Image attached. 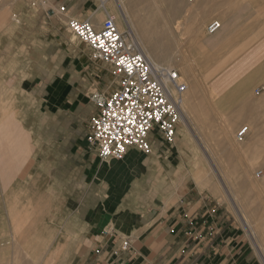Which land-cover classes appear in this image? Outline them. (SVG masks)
<instances>
[{
  "label": "crops",
  "instance_id": "crops-1",
  "mask_svg": "<svg viewBox=\"0 0 264 264\" xmlns=\"http://www.w3.org/2000/svg\"><path fill=\"white\" fill-rule=\"evenodd\" d=\"M31 1L0 0V238L12 241L14 232L27 231L34 222L47 232V245L65 246L71 264H258L217 194L181 186L191 181L185 178L190 167L179 157L182 147L150 137V153L131 146L121 159L96 155L87 142V122L95 112L92 94L107 93L99 89L107 74L99 61L88 58L82 70L62 58L61 31L50 20L56 0H46L54 7L47 11V24L43 10L32 9ZM176 2L183 6L185 0ZM64 3L66 15L88 18L96 28L111 16L97 0ZM230 22L206 43L236 45L232 39L242 34L233 36ZM262 54L250 56L256 60ZM233 64L229 77L212 83L228 85V92L216 97L219 113L225 101L231 106L235 97H244L243 88L264 71L262 60L235 80L232 71L243 66ZM246 111L248 120L254 117L252 108L232 112L231 106L232 129L246 120ZM235 158L232 149V168ZM29 176L38 183L36 194L18 189ZM235 176L232 171L227 181H240ZM120 237L129 239L130 249L114 254Z\"/></svg>",
  "mask_w": 264,
  "mask_h": 264
},
{
  "label": "rangeland",
  "instance_id": "rangeland-1",
  "mask_svg": "<svg viewBox=\"0 0 264 264\" xmlns=\"http://www.w3.org/2000/svg\"><path fill=\"white\" fill-rule=\"evenodd\" d=\"M56 2L55 10H52L53 17L50 20L57 24L61 31L59 45L61 57L77 62L80 69L83 70V66L88 62V52L86 47L67 29V20L72 17L66 15V11H60L62 6L67 8V4L64 3V0H56ZM121 2L123 3V12L120 9ZM30 4V6L35 4L32 8L34 10H43L47 24V18L51 16L47 11L52 6L48 5L46 0H32ZM97 4H100L99 1ZM104 6L109 15L115 16L120 31L129 29L135 39L136 32L145 35V37H151L152 41L153 38L162 40V42L167 41L168 49L172 50L171 52L174 54L171 68L175 65H186L190 68L188 69L190 71L184 73L175 68L183 80L190 82L193 92L187 105L191 128L187 131L182 121L179 122L175 142L171 145L184 149L179 152V157L185 167H190L185 178L191 181L183 183L181 186L202 191L204 194H217L216 200L226 208V211L238 224L241 237L250 245L251 252L258 260V264H264V210H262V205H264V139L261 140L257 137L260 132L264 131V71L251 72H256L255 78L250 86L243 88L246 95L244 97L237 96L233 100L235 102L231 104L232 112L246 106L254 111V117L249 120L250 112L246 111V120L240 122L233 129L229 126L230 113L229 115L227 113L231 109L229 103L225 101L220 105L223 109L222 113H219L221 109L215 104L216 97H218L216 90H220L221 83L217 82L214 87L212 86L215 80L229 77L231 73L229 66L232 63H234L232 65L234 67L243 66L241 69L235 70L236 72L232 71L236 80L250 73L249 67H255L257 62L264 61V0H189V2L185 0L183 6L176 0L168 1V3L167 0H104ZM182 8L183 11L180 10ZM190 9L193 10L191 14L188 13ZM221 14L222 17H220ZM127 18L131 25L127 22ZM103 20L104 17H101L98 22ZM212 20H218L222 26L225 21H231L232 35L242 34L241 38L232 39V42L238 45L220 47L216 42L215 45H209L206 43L207 40L204 42L201 40L202 47H200L193 38L195 35L200 38L208 36L205 28ZM241 42L242 44L239 45ZM261 42L263 45L257 46ZM45 46L47 47L48 43ZM258 50L263 54L253 60L250 54L258 52ZM41 57L38 56V58ZM44 59H47V54L44 55ZM32 61V56H30V68ZM98 63L103 67V76L107 74L104 86L99 89L108 93L115 87V78L107 65ZM253 63L255 64L252 65ZM163 66L168 65L163 64ZM245 67L246 69H243ZM36 73L30 69L31 77L36 76ZM221 81L224 82V80ZM99 85L97 84V86ZM226 87L228 88V85H225ZM95 90L93 88L91 92L93 93ZM196 96L199 97L194 99ZM244 126H249L245 140L236 141V133ZM253 133L256 134L254 137L251 136ZM201 134L204 142L196 140L195 135L202 138ZM156 139L158 140L157 137ZM159 141L163 142L161 138ZM232 149L236 156V167L234 168H232ZM260 170L262 173L256 176V172ZM232 171H236L238 176L235 178L240 181H227L232 178ZM197 178L200 179V183ZM249 182H251L250 185ZM21 183L18 189L29 192V194H36L39 189L34 176L27 177ZM228 196L229 200H227ZM31 218L35 219L36 215H30ZM28 227L27 231L14 232L12 241L0 238V264H21L22 261V264H39L41 260L47 258L53 259L54 264H71L66 260L65 246L47 245L48 239H43V235L47 234L46 231H43L42 228L37 229L38 225L34 222H30ZM47 246L48 249H46Z\"/></svg>",
  "mask_w": 264,
  "mask_h": 264
},
{
  "label": "built area",
  "instance_id": "built-area-1",
  "mask_svg": "<svg viewBox=\"0 0 264 264\" xmlns=\"http://www.w3.org/2000/svg\"><path fill=\"white\" fill-rule=\"evenodd\" d=\"M97 1L102 4L103 0ZM60 11L65 12V7ZM66 24L86 47L88 58L107 65L115 78L111 91L91 96L95 112L87 122V142L96 155L100 159H121L131 146L150 153V134L167 145L174 144L182 118L181 96L187 90L179 73L173 68L155 67L139 48L133 33L129 29L120 31L113 16H107L99 28L88 18L72 17ZM220 26L218 20H212L206 25V32H216ZM247 131L246 126L240 128L236 140L242 141ZM261 173L257 171L256 176ZM129 249V239L120 237L119 246L112 253Z\"/></svg>",
  "mask_w": 264,
  "mask_h": 264
},
{
  "label": "bare ground",
  "instance_id": "bare-ground-1",
  "mask_svg": "<svg viewBox=\"0 0 264 264\" xmlns=\"http://www.w3.org/2000/svg\"><path fill=\"white\" fill-rule=\"evenodd\" d=\"M190 1H192V0H190ZM47 2V1H46ZM188 2H189V0H188ZM195 2V1H194ZM45 3V2H44ZM102 3H104V0H103V2ZM46 4V3H45ZM48 4V3H47ZM49 5V4H48ZM252 5V4H251ZM52 6V5H51ZM123 3L121 2V4H120V9H121V12H123ZM53 7V6H52ZM53 9H54V7H53ZM55 10V9H54ZM186 10V9H185ZM187 11V10H186ZM192 9H190V11H188V13L190 12V14L192 13ZM122 14V13H121ZM187 14V13H186ZM101 15V14H100ZM120 16H122V15H120ZM223 15L221 14V16L220 17H222ZM97 17H99V15L97 14ZM113 17H115V16H113ZM123 17V16H122ZM129 19L127 18V22H129L128 21ZM180 22V21H179ZM129 24L131 25V22H129ZM175 24H176V22H175ZM119 27V26H118ZM197 28V27H196ZM195 28V29H196ZM131 30H132V27H131ZM205 30H206V28H205ZM217 33H219V32H212V33H210V32H206V34L208 35V36H206L205 34H203V35H205V37H203V38H200V37H198L197 35H195L194 36V38H193V40L195 39L197 42H198V45L200 46V47H202V44H201V40H203V42L205 41V40H209V38H211V36H213V35H218ZM135 35H136V42L138 43V45H139V48L141 49V51L145 54V56L148 58V60L155 66V67H161V66H163V64H166V65H168V66H163V67H166V68H171V64H172V60H173V56H174V54L171 52L172 50H170V49H168V42L166 41V42H162V40H156L155 38H153L154 40L152 41L149 37H145V35H141V34H139V33H136L135 32ZM151 36V35H150ZM201 36H202V34H201ZM153 37V36H152ZM182 43V42H181ZM206 51H207V49H205ZM204 51V50H203ZM219 52V51H218ZM222 52H224V51H222ZM221 52V53H222ZM210 53V52H209ZM216 53V52H215ZM217 54V53H216ZM215 54V55H216ZM220 54V53H219ZM174 63V62H173ZM176 64V63H175ZM206 65V64H205ZM172 68H177V69H179L180 71H181V73H184V72H187V71H190V70H188V69H190V68H188L186 65H184V66H177V65H175L174 67H172ZM246 68V67H245ZM183 79V78H182ZM185 82H186V84H187V90L182 94V96H181V104H180V111H181V121H182V123H183V126H184V128L187 130V131H189V129L191 128V126H190V117H189V115H190V113H189V115H188V112H187V105H188V102H190V99H191V94L193 93L192 92V87H191V84H190V82H188V81H186V80H184ZM220 84V83H219ZM224 86V87H223ZM220 90L218 89V91L216 90V92L218 93V97L219 96H221V95H223V94H226V92H228V90H227V87L225 88V85H223V84H221L220 85ZM191 88V89H190ZM222 88H224V89H222ZM217 89V88H216ZM256 93H258L257 91H255ZM94 93V92H93ZM196 93H197V90H196ZM229 98V97H228ZM237 115H239V114H237ZM192 121V120H191ZM250 123V122H249ZM192 124H194L193 122H192ZM252 124V123H251ZM249 126H247V128H248ZM242 128V127H241ZM191 134V133H190ZM226 134V133H225ZM200 135V134H199ZM202 135V134H201ZM256 134L255 133H253L251 136H255ZM150 137H152L151 136V134H150ZM193 138H194V136H192ZM195 137L197 138L196 140H198L199 142H204V140H203V135H202V138L200 137V136H196L195 135ZM225 137H226V135H225ZM245 137H246V135L244 136V138L242 139V141L243 140H245ZM252 137V138H253ZM258 137V139H261V140H263L264 139V131H262V132H260L259 133V136H257ZM195 139V138H194ZM235 139H236V137H235ZM251 139V138H250ZM156 140V139H155ZM256 140V139H255ZM236 141H238V140H236ZM184 142H185V140H184ZM249 142H251V140H249ZM202 144H204V143H202ZM207 145V144H206ZM178 174V173H177ZM181 175V174H180ZM196 177V176H195ZM264 177V176H263ZM179 178H180V176H179ZM250 178V177H249ZM178 179V178H177ZM176 179V180H177ZM175 180V181H176ZM197 180H198V182L200 183L201 181H200V179L199 178H197ZM177 183V182H176ZM250 183L251 182H249V185H250ZM179 184V183H178ZM177 185V184H176ZM227 200H229V196L227 197ZM261 202H263V201H261ZM263 206V209L262 210H264V205H262ZM240 208V207H239ZM29 232V231H28ZM48 241V240H47ZM52 240L50 239V242H51ZM47 244V243H46ZM49 244H51V243H49ZM7 245V244H6ZM24 245V244H23ZM42 245V244H41ZM8 247V246H7ZM6 247V248H7ZM30 247V246H29ZM33 247V246H32ZM42 247H43V245H42ZM17 248H19V247H17ZM36 248V247H35ZM22 249V248H21ZM28 249V248H27ZM40 249V248H39ZM46 249H48V246L46 247ZM7 250V249H6ZM17 250V249H16ZM37 250V249H36ZM10 251V250H9ZM17 252V251H16ZM50 252V251H49ZM6 253V252H5ZM22 253V252H21ZM41 253V252H40ZM51 253V252H50ZM20 254V253H19ZM15 255H16V253H15ZM41 255V254H40ZM44 255V254H43ZM40 257V256H39ZM38 257V258H39ZM55 257V256H54ZM3 258V257H2ZM18 258V257H17ZM20 258V257H19ZM41 259H42V257H40ZM22 260V259H21ZM25 260V259H24ZM31 260V259H30ZM38 260V259H37ZM40 260V259H39ZM26 261V260H25ZM54 260L53 259H51V258H47V259H44V260H41L40 262H39V264H46V263H49V264H51V263H53L54 264V262H53ZM0 262H1V260H0ZM14 262H15V259H14ZM17 262H18V260H17ZM23 262V261H22ZM22 262H21V264H22ZM25 263V262H24ZM38 263V262H37Z\"/></svg>",
  "mask_w": 264,
  "mask_h": 264
}]
</instances>
